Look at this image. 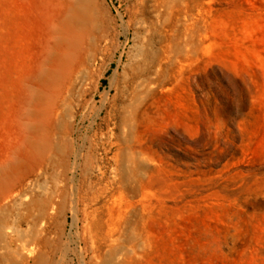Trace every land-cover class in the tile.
<instances>
[{
  "label": "rangeland",
  "instance_id": "rangeland-1",
  "mask_svg": "<svg viewBox=\"0 0 264 264\" xmlns=\"http://www.w3.org/2000/svg\"><path fill=\"white\" fill-rule=\"evenodd\" d=\"M64 2L0 0V264H264V0H92L73 35Z\"/></svg>",
  "mask_w": 264,
  "mask_h": 264
},
{
  "label": "bare ground",
  "instance_id": "bare-ground-1",
  "mask_svg": "<svg viewBox=\"0 0 264 264\" xmlns=\"http://www.w3.org/2000/svg\"><path fill=\"white\" fill-rule=\"evenodd\" d=\"M96 21H97V18L95 16V11L93 8L92 0H65L64 5H63L62 14H61V25L66 34L68 33L70 35H73L81 27L89 25V24L94 25ZM160 65L158 64L159 67L157 66V70L155 68L156 71L153 75L143 70L141 65H139L137 69L130 76L129 81L132 84V86L135 89H140V90L145 89V90L150 91L154 89L156 84H159L157 81H159L160 77L163 75V67ZM55 82L56 80L53 76L51 79L48 80V83H47L48 102L52 99V93L56 85ZM105 106H106V103L105 101H103V104L100 106L98 110V114L102 113ZM125 123L126 121L125 119H123L121 121V125L124 126Z\"/></svg>",
  "mask_w": 264,
  "mask_h": 264
}]
</instances>
